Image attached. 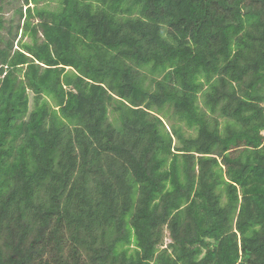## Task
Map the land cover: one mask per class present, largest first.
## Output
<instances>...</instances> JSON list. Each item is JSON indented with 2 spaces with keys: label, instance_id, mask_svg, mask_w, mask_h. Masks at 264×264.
<instances>
[{
  "label": "trees",
  "instance_id": "16d2710c",
  "mask_svg": "<svg viewBox=\"0 0 264 264\" xmlns=\"http://www.w3.org/2000/svg\"><path fill=\"white\" fill-rule=\"evenodd\" d=\"M17 5L0 264H264V0Z\"/></svg>",
  "mask_w": 264,
  "mask_h": 264
},
{
  "label": "rangeland",
  "instance_id": "374dc122",
  "mask_svg": "<svg viewBox=\"0 0 264 264\" xmlns=\"http://www.w3.org/2000/svg\"><path fill=\"white\" fill-rule=\"evenodd\" d=\"M23 0H19V1H15V0H3V6L5 7V11L0 15H3L5 19H7V21H11L14 17H15V7H17V4H22ZM24 11H26V7L24 8ZM15 24L17 22V20H14ZM21 38V32L17 38V41L15 42V49H18V41ZM243 146H239V149H243ZM238 149H234L232 152L233 153H238ZM168 236V233L166 234ZM170 241L167 240V243H169Z\"/></svg>",
  "mask_w": 264,
  "mask_h": 264
}]
</instances>
